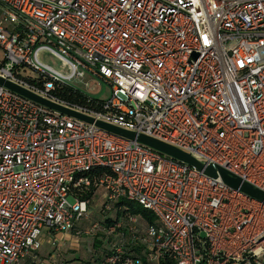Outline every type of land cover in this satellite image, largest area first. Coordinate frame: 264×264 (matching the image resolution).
I'll return each instance as SVG.
<instances>
[{
  "label": "built area",
  "instance_id": "obj_1",
  "mask_svg": "<svg viewBox=\"0 0 264 264\" xmlns=\"http://www.w3.org/2000/svg\"><path fill=\"white\" fill-rule=\"evenodd\" d=\"M0 50L3 79L264 192V0H0ZM87 75L108 99L80 91ZM64 89L83 102L56 97ZM99 190L103 212L124 201L154 223L91 224L86 234H118L91 264H264V203L0 87V264L70 234Z\"/></svg>",
  "mask_w": 264,
  "mask_h": 264
},
{
  "label": "water",
  "instance_id": "obj_2",
  "mask_svg": "<svg viewBox=\"0 0 264 264\" xmlns=\"http://www.w3.org/2000/svg\"><path fill=\"white\" fill-rule=\"evenodd\" d=\"M194 57H196V55H194ZM0 87H3L7 91L13 94H16L26 100L32 101L35 104L40 105L46 109L55 111L57 113H60L61 115H65L73 119L83 121L87 124L94 125L98 129L103 130L107 133L121 137L130 142H136L139 145L147 147L175 161L191 166L195 168L196 170L202 172L206 177H209L212 179L219 178L227 187L233 190H238L242 192L243 194L247 195L248 197L264 203V192L263 191L243 181L241 178L237 177L236 175L230 173L229 171L225 169H222L215 165H206L205 163L200 162L194 157H192L190 154L183 152L164 142H161L157 139H154V138L142 135V134H137L135 132L126 130L119 126L111 125L106 122L96 120L95 118L85 116L74 110H71L69 108H66L58 104H55L49 100H46L30 92L29 90H26L25 88L15 83H12L8 80L3 79L2 77H0Z\"/></svg>",
  "mask_w": 264,
  "mask_h": 264
},
{
  "label": "rangeland",
  "instance_id": "obj_3",
  "mask_svg": "<svg viewBox=\"0 0 264 264\" xmlns=\"http://www.w3.org/2000/svg\"><path fill=\"white\" fill-rule=\"evenodd\" d=\"M3 58H4V54L0 50V62L3 61ZM40 60L43 64L50 66L51 68L62 74H65L66 68L63 66L62 62L58 60V58H56L55 56L47 52H42L40 54ZM84 84H89L90 87L87 88L86 85L85 87L84 85L82 86L78 85L80 91L83 94L88 95L91 98L100 99V100H106L110 97V87L106 83L94 79L91 75H87L85 77ZM72 85L77 86L76 79L72 80ZM101 195H102V191L99 190L92 198V201L89 205L88 218L80 222L82 226L84 225L85 227H89L91 224L97 221L99 222L100 220L103 219L102 218L103 214L102 215L100 214V209L102 208ZM69 202L73 203V198L70 197ZM132 205L135 206L136 208H140L136 204H132ZM80 229H81V225H80ZM55 236L56 235H54L53 237L45 236L43 238L42 248L40 250L41 253L39 252L43 257L42 259H46V256H44V252L45 254H48L46 252L48 248H50L51 250L48 249L50 256L47 258V260H49L50 257L54 258L55 255H61L64 254L65 252L66 254H71L74 251H72L70 248L79 249V252L81 254L75 252L76 255H72V256H76L75 258L81 257V259L85 260L88 259V257H90L92 254H94V251L91 250V244L94 238L92 236H82V237L80 236L79 238H73L70 236V238L69 237L61 238L60 240L59 239L56 240ZM69 258H71V255H68V259Z\"/></svg>",
  "mask_w": 264,
  "mask_h": 264
},
{
  "label": "trees",
  "instance_id": "obj_4",
  "mask_svg": "<svg viewBox=\"0 0 264 264\" xmlns=\"http://www.w3.org/2000/svg\"><path fill=\"white\" fill-rule=\"evenodd\" d=\"M55 95L62 101H65L66 103H69V104L83 102L82 95L80 96L68 89L60 90L57 93H55ZM91 195H92V192L88 194L87 198H90ZM92 198H90L91 201H92ZM125 205H127L128 207L127 211L118 210L119 207H122ZM127 213H129L128 215L142 216L144 220L150 225L154 223V217L150 213L144 211L143 209L136 208L131 203H127L124 201L118 202L114 206L113 210L109 213L103 212L102 209H100V214L101 215L103 214V217H102L103 219L95 223H101L106 226H111L113 223L117 222V220L124 219ZM89 227H85L84 225L82 226L81 224V229H80V224H79V226H77V228H74L70 233L71 237L73 238H79L80 236L81 237L82 236L94 237L93 242L91 244V250L94 251V254L88 257V259L84 260V259H81L80 257L68 259L69 254H66L65 252L64 254H61V255H55L54 258L50 257V259L47 260V258L42 259L43 257L41 256L40 253H38L36 256V259L33 258L29 260L26 264H41V263H44V264H91L93 261L101 260V258H103L106 255V252L109 251V246L112 245L115 238H117L118 234H115L112 236H106V235H103L102 233L96 234V235L86 234V232L89 231ZM78 232L80 233L78 234Z\"/></svg>",
  "mask_w": 264,
  "mask_h": 264
},
{
  "label": "crops",
  "instance_id": "obj_5",
  "mask_svg": "<svg viewBox=\"0 0 264 264\" xmlns=\"http://www.w3.org/2000/svg\"><path fill=\"white\" fill-rule=\"evenodd\" d=\"M81 225V224H80ZM70 236L71 235H69V234H57L56 236H55V238H56V240H60L61 238H67V237H69L70 238ZM48 249H50V248H48ZM48 249H47V253L48 254H45V252H44V256H46V258H48L50 255V253L48 252ZM72 251H74V252H72L71 254H69V255H71V259H73V258H75L76 256H72V255H76L75 254V252H77V253H80L79 252V249H72V248H70ZM51 250V249H50ZM41 253V252H40ZM81 254V253H80ZM78 255V254H77ZM81 258V257H80Z\"/></svg>",
  "mask_w": 264,
  "mask_h": 264
}]
</instances>
